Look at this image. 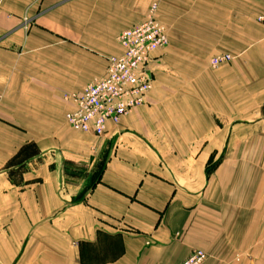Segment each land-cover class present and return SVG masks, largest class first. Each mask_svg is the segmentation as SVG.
<instances>
[{
  "label": "crops",
  "instance_id": "crops-1",
  "mask_svg": "<svg viewBox=\"0 0 264 264\" xmlns=\"http://www.w3.org/2000/svg\"><path fill=\"white\" fill-rule=\"evenodd\" d=\"M154 4L169 46L146 104L73 130L63 95ZM260 16L264 0H0V264H264Z\"/></svg>",
  "mask_w": 264,
  "mask_h": 264
},
{
  "label": "built area",
  "instance_id": "built-area-1",
  "mask_svg": "<svg viewBox=\"0 0 264 264\" xmlns=\"http://www.w3.org/2000/svg\"><path fill=\"white\" fill-rule=\"evenodd\" d=\"M157 10L154 4L144 22L118 36L122 54L108 59L104 76L92 80L81 92L64 95L71 106L66 121L73 130L104 136L109 125H119L124 117L146 104L154 86L150 64L157 52L169 46L168 31L157 18ZM258 21L264 24V16ZM230 60V56H221L211 63L216 68ZM207 258L206 252L195 250L181 264H204Z\"/></svg>",
  "mask_w": 264,
  "mask_h": 264
},
{
  "label": "rangeland",
  "instance_id": "rangeland-1",
  "mask_svg": "<svg viewBox=\"0 0 264 264\" xmlns=\"http://www.w3.org/2000/svg\"><path fill=\"white\" fill-rule=\"evenodd\" d=\"M63 98H64V95H63ZM247 264H257V262L249 261V262H247Z\"/></svg>",
  "mask_w": 264,
  "mask_h": 264
}]
</instances>
